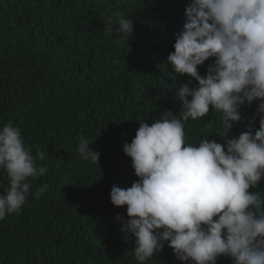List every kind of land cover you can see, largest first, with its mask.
<instances>
[{
	"label": "trees",
	"instance_id": "1",
	"mask_svg": "<svg viewBox=\"0 0 264 264\" xmlns=\"http://www.w3.org/2000/svg\"><path fill=\"white\" fill-rule=\"evenodd\" d=\"M191 0H0V129L19 127L25 145L45 153L42 177L30 179L27 203L0 220V264H138L135 237L122 231L127 205L115 206L112 186L139 178L123 151L140 121L165 111L180 115L179 90L198 82L167 62ZM132 20L121 40L109 17ZM111 27L112 30H109ZM209 58L198 66L204 76ZM259 101L240 106L227 134L259 128ZM219 113L185 123L187 140L224 144ZM98 162L78 153L81 138ZM49 188L39 197L40 186ZM9 187L0 170V194ZM264 193V178L249 191ZM127 236V238H126ZM145 264H188L165 247ZM216 264H233L221 255Z\"/></svg>",
	"mask_w": 264,
	"mask_h": 264
},
{
	"label": "clouds",
	"instance_id": "2",
	"mask_svg": "<svg viewBox=\"0 0 264 264\" xmlns=\"http://www.w3.org/2000/svg\"><path fill=\"white\" fill-rule=\"evenodd\" d=\"M186 23L176 35L167 62L176 74H187L197 86L183 84L180 115L165 111L159 119L140 125L123 145L139 178L130 187L113 185L111 202L127 205L122 231L135 239L138 264H145L167 242L176 257L188 264H216L221 255L233 264H264V193L249 191L264 178V0H191ZM118 25L121 40L134 25L123 13L109 17ZM109 30H112L111 27ZM209 58L206 75L198 66ZM259 101L258 130L228 137L239 108ZM219 113L225 143L206 136L188 142L185 123ZM81 138L78 153L98 162L99 153ZM45 153L26 146L19 127L11 122L0 129V170L9 187L0 194V220L19 213L27 203L31 179L44 176L39 166ZM49 188L43 184L39 197ZM127 238V236H126Z\"/></svg>",
	"mask_w": 264,
	"mask_h": 264
}]
</instances>
